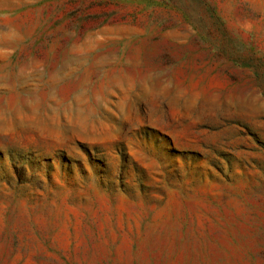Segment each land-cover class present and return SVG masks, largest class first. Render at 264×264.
I'll use <instances>...</instances> for the list:
<instances>
[{
  "label": "rangeland",
  "instance_id": "rangeland-1",
  "mask_svg": "<svg viewBox=\"0 0 264 264\" xmlns=\"http://www.w3.org/2000/svg\"><path fill=\"white\" fill-rule=\"evenodd\" d=\"M0 264H264V0H0Z\"/></svg>",
  "mask_w": 264,
  "mask_h": 264
}]
</instances>
